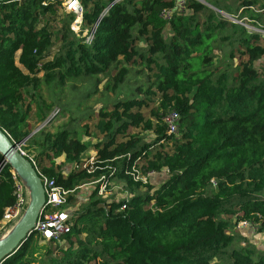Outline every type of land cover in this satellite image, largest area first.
Listing matches in <instances>:
<instances>
[{"label": "trees", "instance_id": "16d2710c", "mask_svg": "<svg viewBox=\"0 0 264 264\" xmlns=\"http://www.w3.org/2000/svg\"><path fill=\"white\" fill-rule=\"evenodd\" d=\"M78 1L77 31L63 0L0 3V129L75 206L44 258L33 232L2 264H264V251L234 246L229 233L247 222L264 234V37L222 16L264 28V0ZM98 76L107 79L102 93L122 95L96 113L99 141L70 127L89 135L82 122L92 111L68 106L59 108L68 126L33 133L56 105L38 95L42 85ZM171 112L175 134L164 122ZM91 148L88 173L80 160ZM135 163L166 175L157 186L134 181ZM1 167L0 221L16 199L14 170L0 153ZM100 178L123 182L129 198H104L100 182L77 204L76 190Z\"/></svg>", "mask_w": 264, "mask_h": 264}, {"label": "rangeland", "instance_id": "374dc122", "mask_svg": "<svg viewBox=\"0 0 264 264\" xmlns=\"http://www.w3.org/2000/svg\"><path fill=\"white\" fill-rule=\"evenodd\" d=\"M64 3V2H63ZM182 4L179 8L183 7L182 0L178 1V4ZM78 29H75L77 31ZM216 65L222 64L223 67L225 64H227L228 58L220 52H216ZM230 64V63H229ZM236 64V61H233L231 63V66L234 67ZM259 65L256 64L257 67ZM107 82V79L104 76H98V77H79L70 79L66 82V85L63 88H56L54 85L51 87L46 86L45 84L42 85V88L38 92V95L41 97L42 100L46 101L47 103L55 102L56 105L52 108L51 112L49 113L47 119H49V122L47 124L40 123L36 124L34 127L37 128H47L50 132L54 133L60 130L64 125L69 124L70 116L68 112L60 111L59 108L63 109L65 106L72 107L76 111V115L84 114L92 111V116L90 117L88 122H82L83 124H88V131L89 135L84 134L83 129H79L77 125H70L72 129H75L78 138L82 139L84 142L93 144L99 141V139L102 138L101 134H99L98 130L96 129V124L98 123V118L96 113L100 110L101 107L108 105V103L113 100L116 97L122 96L119 92L118 94H113L111 92H108L106 94L102 93L103 89L105 87V83ZM129 84H126L124 88H122V91L128 94L130 97L132 95V87H129ZM126 87H129L126 88ZM125 88L127 90H125ZM124 89V90H123ZM93 90H97V92L84 95L85 93L92 92ZM32 108L34 110V105L32 104ZM77 105V106H73ZM32 125V123H31ZM137 132V131H136ZM23 151V150H22ZM24 152V151H23ZM26 153V152H25ZM89 156H95V151L92 150V148L83 155V160H87ZM57 162L61 163L64 161V158L61 157L56 160ZM66 165V166H65ZM62 166L64 167V170L67 172L70 170L71 165L66 164L65 162L62 163ZM143 178L147 180L148 182L158 185L159 181L162 180L163 177H165V173L162 174H154L152 176H148L147 178L145 174L141 172ZM103 181V179H101ZM100 181V180H99ZM101 181V182H102ZM97 183H100L97 181L93 183H86L82 186H80L75 194L77 196V204L80 202H85L89 196V194L92 192L94 187L97 185ZM125 184L123 182L119 181H111L109 183L107 191L103 194L104 198L107 199H113V200H122L124 197V191H125ZM74 205L65 206L64 209L66 211L72 212L74 209ZM13 229V227H12ZM12 229H8L6 232L0 233V240L3 239L7 234L11 232ZM230 234H234L235 236V242L234 246L237 245H245L248 244L250 246H253L258 251H264V234H260L255 232L254 230H251L249 227H242L241 223L236 225L234 228H232L229 231ZM52 245L45 244L42 241L37 243V258H44L45 252L48 247ZM219 262V261H218Z\"/></svg>", "mask_w": 264, "mask_h": 264}, {"label": "built area", "instance_id": "2783aa9c", "mask_svg": "<svg viewBox=\"0 0 264 264\" xmlns=\"http://www.w3.org/2000/svg\"><path fill=\"white\" fill-rule=\"evenodd\" d=\"M63 2L66 10L76 15V20L72 28L78 29L77 24L81 23L83 15V10L80 7L79 1L63 0ZM181 5V3L178 4L177 8H179ZM252 9L255 10L253 7ZM163 15L166 18H169L170 12H164ZM222 16L233 23H238L249 30L256 31L264 37V28H262L261 26H251L245 20L238 21L226 14H222ZM178 121L179 116L176 112L168 113L164 117V122L168 128V131L173 134L177 133ZM48 122L49 119L45 121V124H47ZM21 152L26 155V153L22 150ZM94 157L95 156H89L87 160H83L82 157L80 160V169L86 170L88 173H91L93 171V164L95 159ZM5 162L7 163V161ZM136 165L137 164L135 163L132 166L130 176L134 181H142L146 183L147 180L143 178L141 171ZM2 168L3 167L0 168V173L2 171ZM154 174L155 173L153 172L147 173L145 178ZM12 176L14 180V195L16 199L15 203L12 206L6 208L3 214L2 220L0 221V233L6 232L8 231V229H12V227H14L17 222H19L29 204V190L25 182L17 175L15 171L13 172ZM41 179L45 190V207L38 217L34 231L39 234L42 239L41 241L45 244L61 243L62 236L68 230V221L71 218L70 212L64 209L69 193L63 187L56 185L54 180L49 179L46 176L41 177ZM101 179L103 178H100V181L98 180V182H101ZM107 186H109V183H105L102 181L98 191L99 195L103 196V194L107 191ZM129 196V192L125 189L124 197L122 199H127L129 198ZM241 226L249 227L251 230L255 231L254 226L250 223L241 222Z\"/></svg>", "mask_w": 264, "mask_h": 264}, {"label": "water", "instance_id": "95a60500", "mask_svg": "<svg viewBox=\"0 0 264 264\" xmlns=\"http://www.w3.org/2000/svg\"><path fill=\"white\" fill-rule=\"evenodd\" d=\"M9 1L12 0H0V3ZM0 153L29 190V204L23 216L11 232L0 240V264H2L35 232V224L45 207V190L42 179L31 160L2 129H0Z\"/></svg>", "mask_w": 264, "mask_h": 264}, {"label": "crops", "instance_id": "0c3cea01", "mask_svg": "<svg viewBox=\"0 0 264 264\" xmlns=\"http://www.w3.org/2000/svg\"><path fill=\"white\" fill-rule=\"evenodd\" d=\"M21 69H23V68H21ZM38 129H39V128H37V129H36V130H35L33 133L37 132V131H38ZM63 158H64V157H63Z\"/></svg>", "mask_w": 264, "mask_h": 264}]
</instances>
